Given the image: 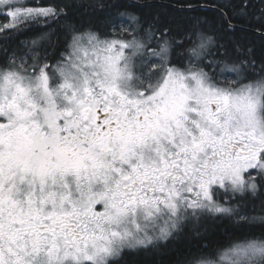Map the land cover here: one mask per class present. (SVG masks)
Instances as JSON below:
<instances>
[{
	"label": "snow or ice",
	"instance_id": "6c2138e0",
	"mask_svg": "<svg viewBox=\"0 0 264 264\" xmlns=\"http://www.w3.org/2000/svg\"><path fill=\"white\" fill-rule=\"evenodd\" d=\"M0 17V264H264V0Z\"/></svg>",
	"mask_w": 264,
	"mask_h": 264
},
{
	"label": "trees",
	"instance_id": "16d2710c",
	"mask_svg": "<svg viewBox=\"0 0 264 264\" xmlns=\"http://www.w3.org/2000/svg\"><path fill=\"white\" fill-rule=\"evenodd\" d=\"M53 0H30V3L39 6L46 5L48 6L51 4ZM203 3H211V0H202ZM203 15H207L209 18L213 16V13L211 11L202 13ZM83 19L87 20V17H84ZM251 206H249L250 208ZM230 228V225L227 224V222H218L215 226L210 227V239L213 241V243L220 242L225 243L227 241L228 235L231 233L228 231ZM258 234V233H257ZM182 245H170L168 250L162 251L159 255L155 257H139V258H128V264H134L135 259H140L144 261V264H159V262L162 260L163 264H170V260H174L179 253L175 251V248H179Z\"/></svg>",
	"mask_w": 264,
	"mask_h": 264
},
{
	"label": "rangeland",
	"instance_id": "374dc122",
	"mask_svg": "<svg viewBox=\"0 0 264 264\" xmlns=\"http://www.w3.org/2000/svg\"><path fill=\"white\" fill-rule=\"evenodd\" d=\"M27 4H28V6H32V7H45L46 6V5L39 6L38 4L34 5V4L30 3V0H27ZM3 20H4V18L0 17V23H2Z\"/></svg>",
	"mask_w": 264,
	"mask_h": 264
}]
</instances>
